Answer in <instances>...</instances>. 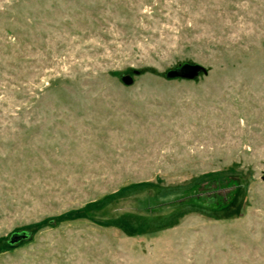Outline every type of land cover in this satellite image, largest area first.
Masks as SVG:
<instances>
[{"label":"rangeland","instance_id":"rangeland-1","mask_svg":"<svg viewBox=\"0 0 264 264\" xmlns=\"http://www.w3.org/2000/svg\"><path fill=\"white\" fill-rule=\"evenodd\" d=\"M0 264H264V0H0Z\"/></svg>","mask_w":264,"mask_h":264},{"label":"water","instance_id":"water-1","mask_svg":"<svg viewBox=\"0 0 264 264\" xmlns=\"http://www.w3.org/2000/svg\"><path fill=\"white\" fill-rule=\"evenodd\" d=\"M201 69L202 66L199 64H184L178 70H170L167 73V75L169 77H174V76L194 77L196 74L199 73ZM122 81L127 84H131L133 82V78L130 75H124L122 76ZM25 236H26V232L13 233L10 238V242L11 243L18 242L20 239L24 238Z\"/></svg>","mask_w":264,"mask_h":264},{"label":"trees","instance_id":"trees-1","mask_svg":"<svg viewBox=\"0 0 264 264\" xmlns=\"http://www.w3.org/2000/svg\"><path fill=\"white\" fill-rule=\"evenodd\" d=\"M234 188H237L236 184H233V186H230V190L234 189ZM218 189H220V191H215V190H217V189H215V190H213L211 192H206L207 194L206 193H198V194H196L193 197H196V199H197L196 201H201L202 200L203 202L202 201L201 202L203 204L215 209V208H217V206H221V205L226 204L227 203V198H228V196L226 194H223V192H222V191L227 190V188L226 189L225 188H218ZM216 192H218L219 194L222 193L223 196L219 197V196L215 195ZM215 201H218V202H215ZM27 234H28V232H26V235ZM10 244H13V243H10Z\"/></svg>","mask_w":264,"mask_h":264}]
</instances>
